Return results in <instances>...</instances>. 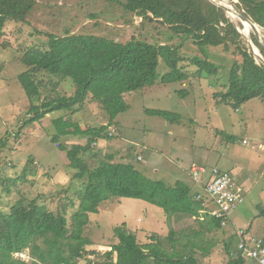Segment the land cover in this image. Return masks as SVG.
Returning <instances> with one entry per match:
<instances>
[{"label":"trees","instance_id":"1","mask_svg":"<svg viewBox=\"0 0 264 264\" xmlns=\"http://www.w3.org/2000/svg\"><path fill=\"white\" fill-rule=\"evenodd\" d=\"M35 2L0 0V38L9 22L19 25L28 22L27 16ZM106 2L118 5L130 15V19L136 15L143 22H158L169 27L176 35L188 36L201 50L207 45L224 50L231 47L237 56L229 65L223 90L215 93L217 100L228 103L234 109L253 98L264 100V64L255 62L253 54L242 44L243 37L236 25L221 6L210 0ZM235 4L246 17L264 28V0H237ZM237 24L242 28L239 20ZM37 33L44 34L46 39L39 46L32 45L24 52L21 62L27 68L17 77L29 100L27 112L30 116L22 127L40 121L48 113L63 111L51 118L54 127L51 141L57 144V149L66 153L67 166L74 169L67 188L74 189L73 195L78 205L68 218L67 209L76 205L74 200L52 210L41 197L24 196L13 203L8 212L0 211V264H80L84 258L88 259L87 264H202L201 257L204 255L201 254L216 243L218 232L224 231L226 225H222L219 218L201 211V200L197 194L202 186L198 182L191 179L199 186L194 192L192 182L189 185L179 179L174 185H169L163 180L149 178L136 167L133 160L114 161L112 154H105L106 159L90 168L83 155L94 148L92 144L97 140L114 138L108 134L111 121L129 109L124 93L152 86L158 79L161 83H172L185 81L190 76L201 78L217 75L225 65L209 60L206 53L204 58L182 56L179 46L171 42L172 38L152 44L137 39L136 34L127 41H121L93 33ZM251 37L264 57V50L253 33ZM3 46L4 43L0 41V47ZM159 59L168 67L161 75L157 74ZM189 66L195 67L191 74L186 69ZM39 73L60 82L70 79L75 88L73 93L67 95L58 92L51 97L42 96V80L36 78ZM88 97L105 110L109 118L107 124L81 128L80 122L74 119ZM143 111L171 123L179 122L181 117L177 112L165 109L144 108ZM71 135L81 140L69 145L67 141L60 143ZM4 146L5 141L0 138V149ZM33 161L35 156H29L23 174ZM198 164L206 169L224 171L216 166ZM75 180L79 181L76 186L73 184ZM240 181L244 185L245 180ZM245 191L243 188L242 199ZM110 197L144 200L163 210L167 218L174 215L194 217L199 221L200 229L192 233H179L170 228L166 236L154 234L149 242L140 244L122 222L113 229L117 242L109 245L110 250L101 254L99 250H88L86 246L93 244L91 235L85 230L89 222L88 214L96 213L99 203ZM261 214L263 218L264 211ZM214 231L216 233L212 234ZM231 239L233 246L224 243L228 253L231 248L236 251L234 233ZM23 251L29 260L14 255ZM244 260L239 255H230L226 264H240Z\"/></svg>","mask_w":264,"mask_h":264},{"label":"rangeland","instance_id":"2","mask_svg":"<svg viewBox=\"0 0 264 264\" xmlns=\"http://www.w3.org/2000/svg\"><path fill=\"white\" fill-rule=\"evenodd\" d=\"M36 1L44 3L47 9L40 12L33 10L27 16L28 22L22 25L9 22L0 38L4 43L0 47V138L5 141V146L0 149V211L8 212L10 206L24 196L41 197L52 210L74 200L76 205L67 209L68 218L78 205L74 189L67 188L74 169L67 166L66 153L57 149V144L51 141L54 132L51 118L63 111L48 113L40 121L22 127L30 116L27 112L29 100L17 77L27 68L21 62L24 52L32 45L39 46L46 39L44 34L37 32L93 33L121 41H127L136 34L137 39L152 44L172 38L171 42L179 46L182 56L204 58L206 53L209 60L225 67H221L217 75L190 76L185 81L172 83H161L158 79L152 86L124 93L129 109L111 121L108 134L114 138L97 140L92 144L94 148L87 151L83 158L90 168L106 159L105 154H112L114 161L133 160L149 178L163 180L169 185H174L179 179L191 184L192 177L188 172L191 162L233 171L239 178L247 175L250 185L242 201L229 213L230 219L224 231L218 232L216 243L201 254L204 255L201 257L203 264H226L228 259L224 243L233 246L231 234L235 235L239 227L260 234L263 229L261 213L264 211V149L252 147L264 141V100L253 98L234 109L228 103L218 101L215 95L223 90L229 65L237 54L231 47L224 50L207 45L201 50L188 36L176 35L158 22H143L136 15L130 19L126 11L118 5H110L106 0ZM229 19L241 29L237 24L239 18ZM256 41L264 50V41L260 42L257 38ZM246 42L242 38V44L248 49ZM258 52L264 59L259 47ZM253 56L256 63L261 62L258 56ZM186 69L191 74L195 67ZM167 70V65L159 59L157 74ZM36 78L42 80V96L51 97L58 92L68 95L75 89L68 78L60 82L56 78L42 76V73ZM144 108L165 109L177 112L181 117L179 122L171 123L144 113ZM74 119L80 122L81 128L109 122L105 110L90 97ZM79 140L76 135H71L60 143L67 141L69 145ZM29 156H35V162L30 163L23 174ZM78 183V180L73 181L75 186ZM88 218L85 230L91 235L93 244L86 247L88 250H99L100 254L110 250L109 245L117 242L113 229L122 222L140 244L149 242L154 234L166 236L170 228L179 233L200 229V223L194 217L174 215L167 218L164 211L153 204L124 197H110L102 201L98 211L89 213ZM160 219L163 221L161 227ZM14 255L29 260L25 251ZM87 263L85 258L80 261V264ZM246 263L253 264V261L248 259Z\"/></svg>","mask_w":264,"mask_h":264},{"label":"built area","instance_id":"3","mask_svg":"<svg viewBox=\"0 0 264 264\" xmlns=\"http://www.w3.org/2000/svg\"><path fill=\"white\" fill-rule=\"evenodd\" d=\"M258 148L264 149V141L258 144ZM190 176L198 182L202 188L198 191L197 198L201 200V211L215 216L226 225L230 219L229 213L242 201L244 186L231 171H221L218 168L206 169L202 164L193 162L190 165ZM206 176L203 180L202 177ZM263 229L260 234L248 232L245 227L236 229V251L231 255L244 258V263L251 259L253 264H264V217Z\"/></svg>","mask_w":264,"mask_h":264},{"label":"water","instance_id":"4","mask_svg":"<svg viewBox=\"0 0 264 264\" xmlns=\"http://www.w3.org/2000/svg\"><path fill=\"white\" fill-rule=\"evenodd\" d=\"M211 2H213L214 4L221 6L226 14H228V16L232 19L234 17L239 18V20L243 23V22H247L249 24V26L251 27L253 34L255 35V37L258 39L259 37V28H261L263 30V28L261 26H259L258 24L254 23L250 18L246 17L242 11L236 6L235 4V0H222V2H218L215 0H210ZM239 33L242 35L243 38H245L247 40V45H248V50L254 54L255 56H258L259 59L261 60V62L264 64V59L261 57L260 54L257 53L258 51V47L254 44V42L252 41V39L248 38V36L245 35V28L243 27V29H238ZM264 31V30H263ZM263 41H264V37H263ZM247 47V46H246Z\"/></svg>","mask_w":264,"mask_h":264},{"label":"crops","instance_id":"5","mask_svg":"<svg viewBox=\"0 0 264 264\" xmlns=\"http://www.w3.org/2000/svg\"><path fill=\"white\" fill-rule=\"evenodd\" d=\"M47 6H49V4H47ZM47 8L45 7V4L44 3H42V4H38V2L36 1L35 2V4H34V6H33V8H32V10H31V12L34 10V11H37V12H40V11H42V10H46ZM30 12V13H31ZM29 13V14H30ZM6 83V82H5ZM8 88H9V86H7ZM252 147H257V146H252ZM233 172V171H232ZM245 176L246 175H244V176H241V178L240 179H243V180H245L244 182V188L246 189V191L248 190V188H249V182H248V177H246L245 178ZM192 187H193V192L195 191V190H197L198 189V184H194L193 182H192ZM192 192V193H193ZM161 220V219H160ZM141 221V220H140ZM162 220L160 221V227L162 226ZM225 229V228H224ZM224 251H225V253H227V259H229V256L231 255V252H232V248L230 249V251H229V253H228V251L225 249V246H224ZM230 254V255H229ZM247 262V261H246ZM202 264H203V262H202Z\"/></svg>","mask_w":264,"mask_h":264},{"label":"bare ground","instance_id":"6","mask_svg":"<svg viewBox=\"0 0 264 264\" xmlns=\"http://www.w3.org/2000/svg\"><path fill=\"white\" fill-rule=\"evenodd\" d=\"M215 1L222 2V0H215ZM234 20H236V17H234ZM242 25L245 28V35L248 36V38H250V34H251V31H252L251 27L249 26V24L247 22H243ZM241 29H243V28H241ZM258 35H259L258 36L259 37L258 38L259 41L262 42L263 41V37H264V31L261 28H259V34ZM257 53L259 54L258 51H257Z\"/></svg>","mask_w":264,"mask_h":264},{"label":"clouds","instance_id":"7","mask_svg":"<svg viewBox=\"0 0 264 264\" xmlns=\"http://www.w3.org/2000/svg\"><path fill=\"white\" fill-rule=\"evenodd\" d=\"M258 144H260V143H258ZM257 147H258V145H257Z\"/></svg>","mask_w":264,"mask_h":264}]
</instances>
